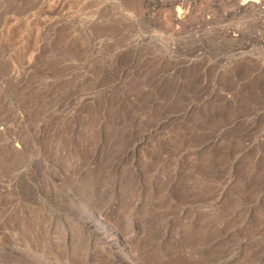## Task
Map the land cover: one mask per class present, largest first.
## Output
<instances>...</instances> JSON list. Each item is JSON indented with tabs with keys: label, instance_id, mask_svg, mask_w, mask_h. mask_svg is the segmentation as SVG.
Returning a JSON list of instances; mask_svg holds the SVG:
<instances>
[{
	"label": "rangeland",
	"instance_id": "1",
	"mask_svg": "<svg viewBox=\"0 0 264 264\" xmlns=\"http://www.w3.org/2000/svg\"><path fill=\"white\" fill-rule=\"evenodd\" d=\"M246 1L0 0V264H264Z\"/></svg>",
	"mask_w": 264,
	"mask_h": 264
},
{
	"label": "bare ground",
	"instance_id": "2",
	"mask_svg": "<svg viewBox=\"0 0 264 264\" xmlns=\"http://www.w3.org/2000/svg\"><path fill=\"white\" fill-rule=\"evenodd\" d=\"M249 2H251V3H254V2H257V1H255V0H248V1H246V2H244L243 4H247V3H249ZM250 3V4H251ZM258 4V3H257ZM262 7V6H261ZM262 9L264 10V6L262 7ZM159 25H160V28L161 29H163V30H165V31H168V26L167 25H165L164 23H162V22H159ZM96 214V213H95ZM95 214H93V215H91L93 218H94V220H93V224L96 226L98 223H100V218L97 216V215H95ZM101 224V223H100ZM100 226V225H99ZM103 226V225H102ZM108 229V228H107ZM110 230V229H109ZM115 232V231H114ZM113 232V233H114ZM99 235H100V233L99 232H97ZM111 235H112V232H111ZM115 236V235H114ZM117 238V237H116ZM118 239V238H117ZM112 241H113V239H112ZM112 243V242H111ZM112 245H113V248L115 247L118 251H123V253H122V255L128 260V262L130 263V264H138L139 262H137L136 261V258L131 254L132 252H130V251H128V252H130V253H128L126 250H123V249H121V246H122V243H119L118 241H116V242H113L112 243ZM120 253V252H119Z\"/></svg>",
	"mask_w": 264,
	"mask_h": 264
},
{
	"label": "built area",
	"instance_id": "3",
	"mask_svg": "<svg viewBox=\"0 0 264 264\" xmlns=\"http://www.w3.org/2000/svg\"><path fill=\"white\" fill-rule=\"evenodd\" d=\"M182 1L187 2V1H190V0H182ZM262 2H263V1H262Z\"/></svg>",
	"mask_w": 264,
	"mask_h": 264
}]
</instances>
